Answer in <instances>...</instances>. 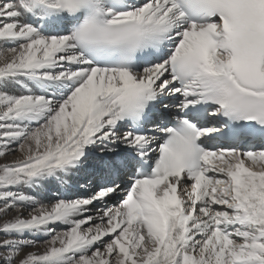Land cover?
<instances>
[{
  "label": "snow or ice",
  "instance_id": "obj_1",
  "mask_svg": "<svg viewBox=\"0 0 264 264\" xmlns=\"http://www.w3.org/2000/svg\"><path fill=\"white\" fill-rule=\"evenodd\" d=\"M17 152L0 264H264V0H0Z\"/></svg>",
  "mask_w": 264,
  "mask_h": 264
},
{
  "label": "bare ground",
  "instance_id": "obj_2",
  "mask_svg": "<svg viewBox=\"0 0 264 264\" xmlns=\"http://www.w3.org/2000/svg\"><path fill=\"white\" fill-rule=\"evenodd\" d=\"M20 155L21 154L19 152H17V153H15V155H8L7 157L0 158V163L6 162V161H11V160H13L15 158L20 157ZM23 191L31 192L33 194H36V195H38L39 198H42V199H45V198L46 199H51V198H53L52 197V191H50L49 189H41V191L39 193H35V190H29V189H23ZM53 191H54V189H53ZM121 194L123 195V193H121ZM109 203H114V201L110 200ZM11 215H12V213H9V217ZM37 239L43 241L44 239H46V237H37ZM31 250L40 251V250H42V245L38 246V248H36V249H31Z\"/></svg>",
  "mask_w": 264,
  "mask_h": 264
},
{
  "label": "rangeland",
  "instance_id": "obj_3",
  "mask_svg": "<svg viewBox=\"0 0 264 264\" xmlns=\"http://www.w3.org/2000/svg\"><path fill=\"white\" fill-rule=\"evenodd\" d=\"M121 197H122V194L121 193H118L115 197L112 198V201L116 202Z\"/></svg>",
  "mask_w": 264,
  "mask_h": 264
}]
</instances>
